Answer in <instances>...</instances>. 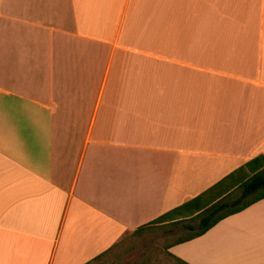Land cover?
I'll list each match as a JSON object with an SVG mask.
<instances>
[{
  "label": "crops",
  "instance_id": "crops-1",
  "mask_svg": "<svg viewBox=\"0 0 264 264\" xmlns=\"http://www.w3.org/2000/svg\"><path fill=\"white\" fill-rule=\"evenodd\" d=\"M264 157V0H0V264H92ZM264 264V198L171 244Z\"/></svg>",
  "mask_w": 264,
  "mask_h": 264
},
{
  "label": "trees",
  "instance_id": "trees-1",
  "mask_svg": "<svg viewBox=\"0 0 264 264\" xmlns=\"http://www.w3.org/2000/svg\"><path fill=\"white\" fill-rule=\"evenodd\" d=\"M264 198V157L256 156L229 173L219 182L193 197L140 225L142 229L150 225L180 226L183 230L168 246L201 235L219 220L236 213L250 204ZM151 253L140 264H146Z\"/></svg>",
  "mask_w": 264,
  "mask_h": 264
},
{
  "label": "rangeland",
  "instance_id": "rangeland-1",
  "mask_svg": "<svg viewBox=\"0 0 264 264\" xmlns=\"http://www.w3.org/2000/svg\"><path fill=\"white\" fill-rule=\"evenodd\" d=\"M182 231L180 226L171 224L129 230L107 255L92 264H140L149 253L152 255L146 264H178L165 253V249Z\"/></svg>",
  "mask_w": 264,
  "mask_h": 264
}]
</instances>
